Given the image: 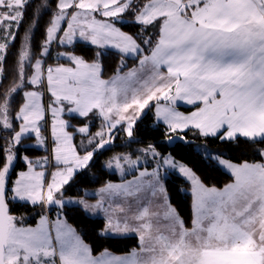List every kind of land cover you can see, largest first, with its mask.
I'll use <instances>...</instances> for the list:
<instances>
[{
  "label": "snow or ice",
  "instance_id": "obj_1",
  "mask_svg": "<svg viewBox=\"0 0 264 264\" xmlns=\"http://www.w3.org/2000/svg\"><path fill=\"white\" fill-rule=\"evenodd\" d=\"M81 42L91 55L77 53ZM53 45L65 63L45 68ZM107 48L118 59L105 78ZM0 89V264H264V0H0ZM149 111L169 142L190 144L189 132L218 141L208 168L229 181L208 183L155 143L126 142L100 162L120 134L144 144ZM33 136L25 153L46 154L21 156ZM17 162L26 170L13 181ZM98 163L100 174L133 178L105 181L94 204L66 199L78 170ZM170 172L187 185L188 218L172 204ZM90 210L104 214L99 240L136 236L138 247L96 255L68 223ZM28 213L35 227L23 226Z\"/></svg>",
  "mask_w": 264,
  "mask_h": 264
},
{
  "label": "trees",
  "instance_id": "obj_2",
  "mask_svg": "<svg viewBox=\"0 0 264 264\" xmlns=\"http://www.w3.org/2000/svg\"><path fill=\"white\" fill-rule=\"evenodd\" d=\"M43 2V0H41ZM32 15V9L29 8L28 16ZM48 17L45 15L42 18L41 23H43V20H47ZM28 21L25 20V25L21 27L20 29V37L22 38L25 34V28L27 27ZM126 32L133 31V29L130 28H124L123 29ZM43 37L41 34V31L38 30L35 34V37L33 38V47H37L36 55L39 56L42 52V49L38 48V46L42 43ZM17 43L19 44V39L17 40ZM81 43H78L76 45V51L77 53H81L82 51L85 52L87 55H91L92 49L84 50L81 47ZM94 49V46H92ZM56 46L53 45V51L52 55L49 57H46V63H65L63 59H60L59 61L54 60L53 57L56 54ZM105 64L107 71L105 73V78L110 76L112 74V69L116 67L117 64V57L111 55L110 53L114 52L112 49H105ZM12 57H9V62H11ZM134 63L133 60L129 59L128 64L131 67ZM19 83V81H17ZM10 87V80L5 79L3 88L7 89ZM2 90V89H0ZM17 100L20 99V96L16 97ZM183 111H186L184 107H181ZM191 110V109H187ZM75 123V121H73ZM99 121H96V124L92 127V131L95 132L98 130ZM141 132L137 135L143 139L144 144H136L135 142L131 141L128 137H126L124 134H120L118 137L115 138V142L111 147L110 151H107L104 153L103 156L99 157V161L103 162L107 157L112 156L114 151H127L129 148L125 147V143L131 144V147L135 145L144 146L148 143H155L157 150L164 153V154H173L175 159L179 162L188 164V165H194L195 168L199 171L201 169L204 170V172L208 173V183H214L218 187H222L225 183L229 181V176L225 175L224 173L220 171L215 170H209L208 168V155H206L204 152H202L201 148H207L208 153L214 152L217 150L218 147V141H213L211 138H208L207 140L203 138H197L193 137L192 133L189 132L187 134L186 140H191L192 142L190 144H185L184 142H176L173 144H167L166 142V136L164 132V126L161 123H158L155 121L154 115L152 111H149L147 116L143 118V120L140 122L139 125ZM147 129V130H145ZM34 140V137L29 139L25 138L22 141V144L20 145V155H28L30 157H34L36 155H41L43 153V150H34V151H28L25 153L24 147L28 146V143L30 141ZM2 143V141H0ZM76 143H79V137L76 139ZM205 146V147H204ZM200 148V149H198ZM203 158V159H202ZM26 166L23 162H17L15 165V172L12 175V180L16 177L18 171L20 169H24ZM99 163L95 168L87 169L85 171H79L78 175L76 176L77 183L73 185L72 188H70L67 193L66 197H84L90 200H94L95 197L93 196H87L86 192L89 190L97 189L103 185L105 181H108L109 179L112 182H118L122 179H127L129 176H132L133 173L130 175L120 178L118 174L113 175L110 171L106 174H100L98 173ZM187 187L185 184V181L177 174L170 173L168 178V188L171 193V200L172 204L177 206L180 210L181 215L185 216L186 218L189 217V205L191 202V196L190 193H184L181 191V189ZM18 213H23V209H19L18 206L13 207L12 214L16 215ZM54 210L50 213V217L52 218L54 216ZM29 216V218L25 221L23 226L27 225H34L36 223V219L38 216H33L31 213L26 214ZM68 223L76 227L78 230L84 233V239L86 242L90 243L95 248V254L99 255V252L107 247L110 249V251L114 254H126L129 252H132L133 248L138 247V237L132 236L126 240H99L95 234V230L103 227L105 220L103 217H96L91 216L89 214H78V213H72L70 214L68 218Z\"/></svg>",
  "mask_w": 264,
  "mask_h": 264
},
{
  "label": "rangeland",
  "instance_id": "obj_3",
  "mask_svg": "<svg viewBox=\"0 0 264 264\" xmlns=\"http://www.w3.org/2000/svg\"><path fill=\"white\" fill-rule=\"evenodd\" d=\"M65 26V25H64ZM48 65H55L54 63H47L46 65H45V68L48 66ZM34 87V86H33ZM47 98L45 97L44 99H43V103L46 105L47 104ZM48 119L49 120H51V113H49V116H48ZM35 143V141L34 140H32V141H30L29 143H28V146H31V145H33ZM112 146V145H111ZM138 147H143V146H139V145H135V146H133V147H131V149L132 150H134V149H136V148H138ZM205 147V146H204ZM198 149H200V148H198ZM202 150V152H204L206 155H211V154H213L212 152H210V153H208V149L207 148H204V150H203V148H201ZM41 150H43V149H41ZM127 151H129V150H127ZM127 151H125V152H127ZM124 152V151H123ZM116 153H122V151H114L113 152V154L112 155H114V154H116ZM46 153L44 152V150H43V153L41 154V155H36V156H34V157H32L33 159H35V158H37V157H39V156H43V155H45ZM110 157V156H109ZM108 158V157H107ZM106 158V159H107ZM105 159V160H106ZM104 160V161H105ZM178 161V160H177ZM179 162V161H178ZM21 170H26V167L24 168V169H20L19 171H21ZM37 170H39V169H37ZM142 170V169H141ZM19 171H18V173H19ZM78 172H79V170H78ZM18 173H17V175H18ZM132 172H129V173H127L126 174V176H128V175H130ZM171 173V172H170ZM118 174V173H117ZM17 175H16V177H17ZM119 175V174H118ZM126 176H121V175H119V177L120 178H124V177H126ZM133 176V175H132ZM132 176H129V178L130 177H132ZM16 177L14 178V180L16 179ZM51 177H50V174H49V179H50ZM128 179V178H127ZM13 180V181H14ZM122 180H124V179H122ZM121 180V181H122ZM121 181H118V182H121ZM96 189H93V190H89V191H87L86 192V195L87 196H97L96 194ZM67 198H71V197H66V199ZM80 198H83V199H86L87 200V202L88 203H91V204H94V203H96L95 201H93V200H90V199H87V198H84V197H72V199H80ZM98 200V199H97ZM54 212H55V210H54ZM88 214L89 215H91V216H96V217H102V216H104V214H103V212H93V211H89L88 212ZM51 218V217H50ZM52 220H55L56 219V213H54V216L51 218ZM38 221H39V216L37 217V219H36V223L34 224V225H27V226H25V227H35L36 226V224L38 223Z\"/></svg>",
  "mask_w": 264,
  "mask_h": 264
},
{
  "label": "crops",
  "instance_id": "obj_4",
  "mask_svg": "<svg viewBox=\"0 0 264 264\" xmlns=\"http://www.w3.org/2000/svg\"><path fill=\"white\" fill-rule=\"evenodd\" d=\"M64 27H66V25L64 26ZM107 49H111V48H107ZM113 50V49H112ZM178 110H180V111H182V112H185V111H183L182 109H178ZM158 122V121H157ZM158 123H161V122H158ZM162 124V123H161ZM34 137V136H33ZM106 138H108V137H106ZM133 178V176L132 177H130V178H128V179H132ZM98 189V188H97ZM96 189V190H97ZM93 197H95V199L93 200V201H97V199H99V197L98 196H93ZM103 218H104V216H102ZM131 252H129V253H126V254H115V255H128V254H130ZM114 254V253H113Z\"/></svg>",
  "mask_w": 264,
  "mask_h": 264
},
{
  "label": "water",
  "instance_id": "obj_5",
  "mask_svg": "<svg viewBox=\"0 0 264 264\" xmlns=\"http://www.w3.org/2000/svg\"><path fill=\"white\" fill-rule=\"evenodd\" d=\"M166 142H167V144H173V143L181 142V141L173 140V141L169 142V141H167V139H166Z\"/></svg>",
  "mask_w": 264,
  "mask_h": 264
}]
</instances>
